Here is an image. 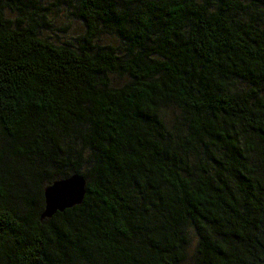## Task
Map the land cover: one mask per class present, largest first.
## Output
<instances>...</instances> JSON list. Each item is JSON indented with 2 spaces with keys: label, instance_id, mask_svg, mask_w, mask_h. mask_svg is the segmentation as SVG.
Here are the masks:
<instances>
[{
  "label": "trees",
  "instance_id": "obj_1",
  "mask_svg": "<svg viewBox=\"0 0 264 264\" xmlns=\"http://www.w3.org/2000/svg\"><path fill=\"white\" fill-rule=\"evenodd\" d=\"M66 2L75 45L0 12V264H181L187 228L194 264H264V0Z\"/></svg>",
  "mask_w": 264,
  "mask_h": 264
},
{
  "label": "rangeland",
  "instance_id": "obj_2",
  "mask_svg": "<svg viewBox=\"0 0 264 264\" xmlns=\"http://www.w3.org/2000/svg\"><path fill=\"white\" fill-rule=\"evenodd\" d=\"M67 0H0V12L6 14L12 20V24L33 22L41 29L42 35L56 43L75 45L78 43L84 27L81 21L77 20L67 6ZM31 19V20H29ZM100 44H110L114 48L122 49L123 45L115 36L101 33ZM114 85H122L124 79L111 77ZM170 116H166L168 119ZM9 144V139L0 132V150ZM75 146L73 150L78 148ZM11 152V150H9ZM13 159L17 163L18 159ZM10 162V157H6ZM15 160V161H14ZM87 165L82 161L81 171H86ZM47 185V179L40 182V190ZM187 245L185 247L186 258L181 264H194L197 246V235L190 228H187Z\"/></svg>",
  "mask_w": 264,
  "mask_h": 264
},
{
  "label": "water",
  "instance_id": "obj_3",
  "mask_svg": "<svg viewBox=\"0 0 264 264\" xmlns=\"http://www.w3.org/2000/svg\"><path fill=\"white\" fill-rule=\"evenodd\" d=\"M85 178L80 174H72L63 179L54 180L42 191L43 209L39 219H47L56 212H62L82 202L85 195Z\"/></svg>",
  "mask_w": 264,
  "mask_h": 264
}]
</instances>
